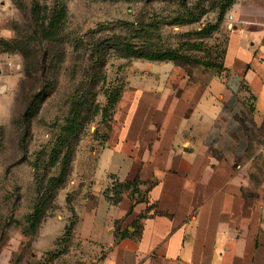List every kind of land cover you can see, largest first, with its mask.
I'll use <instances>...</instances> for the list:
<instances>
[{
    "label": "crops",
    "instance_id": "obj_1",
    "mask_svg": "<svg viewBox=\"0 0 264 264\" xmlns=\"http://www.w3.org/2000/svg\"><path fill=\"white\" fill-rule=\"evenodd\" d=\"M226 26L202 81L169 65L127 76L77 203L99 264H264V0H238ZM111 175L136 190L110 203Z\"/></svg>",
    "mask_w": 264,
    "mask_h": 264
},
{
    "label": "rangeland",
    "instance_id": "obj_2",
    "mask_svg": "<svg viewBox=\"0 0 264 264\" xmlns=\"http://www.w3.org/2000/svg\"><path fill=\"white\" fill-rule=\"evenodd\" d=\"M32 1L0 0V264H99L103 249L76 236L77 203L113 135L127 76L169 65L202 81L219 65L238 0H39L40 15L65 5L53 38L40 35ZM124 42L176 58L121 56ZM74 114L83 124L71 136L62 126Z\"/></svg>",
    "mask_w": 264,
    "mask_h": 264
},
{
    "label": "trees",
    "instance_id": "obj_3",
    "mask_svg": "<svg viewBox=\"0 0 264 264\" xmlns=\"http://www.w3.org/2000/svg\"><path fill=\"white\" fill-rule=\"evenodd\" d=\"M157 1V0H152ZM46 9V6H44ZM32 16L37 15V18H35V23L39 26V33L44 38H53V36L57 35V33L60 30V26L62 23V20L65 16V5L63 3H60L56 5L51 12L45 13L44 15H40V3L39 0H33L30 8ZM221 12L224 13V10ZM222 17V15H221ZM226 32V30H225ZM122 46L115 47L117 49H114L118 54L121 56H135V57H143L151 60H163V59H170L173 60L176 58V53L173 49H165V50H147V49H140V47H135L130 42H124L121 43ZM225 44V43H224ZM224 52V47H223ZM222 55L220 57L219 65L218 67L213 70L212 72L221 69L222 63ZM123 88L116 89L113 94L107 95V102L109 105H114L121 94V90ZM124 90V89H123ZM79 115L74 114L71 117L66 118L65 124L62 126V130L64 133L75 136L79 132L80 125L83 124V121L78 119ZM69 148L66 149L62 153V167L61 172L65 173L66 168L69 161ZM111 183L104 189L103 193L106 197V199L110 203H117L121 200L122 194L131 188L132 190H136L137 180H127V181H121L117 178H115L113 175H111ZM43 207H35V210L32 213V217H35V221L33 222L32 229L35 228V222L43 216Z\"/></svg>",
    "mask_w": 264,
    "mask_h": 264
}]
</instances>
